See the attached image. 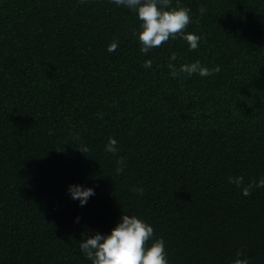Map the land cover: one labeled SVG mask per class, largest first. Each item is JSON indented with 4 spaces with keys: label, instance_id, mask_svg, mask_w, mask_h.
<instances>
[{
    "label": "trees",
    "instance_id": "obj_1",
    "mask_svg": "<svg viewBox=\"0 0 264 264\" xmlns=\"http://www.w3.org/2000/svg\"><path fill=\"white\" fill-rule=\"evenodd\" d=\"M0 264H264V0H0Z\"/></svg>",
    "mask_w": 264,
    "mask_h": 264
}]
</instances>
